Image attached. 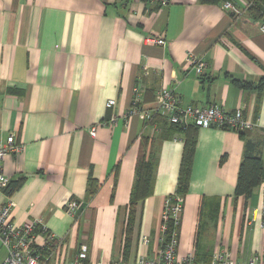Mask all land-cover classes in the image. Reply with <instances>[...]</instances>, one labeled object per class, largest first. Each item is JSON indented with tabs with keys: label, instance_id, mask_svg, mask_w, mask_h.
I'll list each match as a JSON object with an SVG mask.
<instances>
[{
	"label": "crops",
	"instance_id": "obj_1",
	"mask_svg": "<svg viewBox=\"0 0 264 264\" xmlns=\"http://www.w3.org/2000/svg\"><path fill=\"white\" fill-rule=\"evenodd\" d=\"M229 1L224 9L199 0H0V141L13 134L22 145L2 161L16 185L8 195L0 191V206L12 204L14 226L36 220L56 236L39 248L49 264L67 263L83 245L88 264H135L159 253L183 136L158 118L157 92L172 89L183 105L264 119V87L253 88L264 81V34L245 0ZM159 35L164 47L147 41ZM190 56L207 63L201 77ZM110 100L115 105L107 108ZM246 141L264 163L261 129L242 138L197 130L177 257L192 253L197 264H210L225 251L247 264L264 247L260 185L247 199L234 195ZM144 154L155 159L152 192L135 207L123 262L122 230ZM90 179L98 189L89 199ZM72 201L80 208L69 215ZM5 256L0 245V263Z\"/></svg>",
	"mask_w": 264,
	"mask_h": 264
},
{
	"label": "built area",
	"instance_id": "obj_2",
	"mask_svg": "<svg viewBox=\"0 0 264 264\" xmlns=\"http://www.w3.org/2000/svg\"><path fill=\"white\" fill-rule=\"evenodd\" d=\"M165 4V3H164ZM232 7L231 1L222 3V8L228 9ZM258 30L264 34V11L263 16L258 22ZM149 43L164 47L166 41L163 35L152 36L147 39ZM190 63L194 68L197 76L201 77L207 68V63L199 58L190 56ZM137 99L135 98L134 102ZM155 112L158 116L167 120L168 123L183 128L195 126L197 128L208 129L217 128L220 130L232 131H251L255 128L264 131V119L262 121L252 122L244 118L240 110L234 112L225 111L216 105L197 106L183 105L180 98L172 89L160 90L156 93ZM115 105L114 100L107 102L106 107L111 108ZM92 136L95 135V128L90 130ZM22 151V145L15 141V136L10 134L5 142L0 141V191L7 188L9 180L4 175L2 161L4 157L10 153L19 154ZM262 189V201L260 205L261 217H264V181L260 184ZM182 198L175 197L174 202L167 198L162 212V232L165 230V224L168 220L173 219L179 225V216L182 210ZM12 204L0 206V245L5 249L6 256L0 264H49L46 258L40 254V249L48 244L56 236L48 233L47 238L42 237L43 243L37 240L38 234L35 230L39 227V223L35 220L24 223L18 227L14 226L11 219ZM80 203L72 201L67 204L66 212L74 215L78 212ZM264 227V222H262ZM42 231L47 229L43 226L39 227ZM162 241V240H161ZM141 243L148 244L146 237L141 238ZM177 235L173 233L170 240L161 247L159 253L148 259L139 256L135 264H196L195 256L188 253L183 257L176 255ZM65 264H88L87 247L81 246L76 255ZM210 264H235L228 252L217 251L211 259ZM247 264H264V247L255 255H253Z\"/></svg>",
	"mask_w": 264,
	"mask_h": 264
},
{
	"label": "trees",
	"instance_id": "obj_3",
	"mask_svg": "<svg viewBox=\"0 0 264 264\" xmlns=\"http://www.w3.org/2000/svg\"><path fill=\"white\" fill-rule=\"evenodd\" d=\"M199 1L203 4H222L229 0ZM245 2L247 3V10L250 11L255 19L259 21L263 16L264 0H245ZM234 81L240 88H252V86L248 83L239 82L236 80ZM263 87L264 81L260 82L257 87L253 88L261 91ZM158 118H160L163 123H167L169 128L176 129L183 136V151L178 171L177 187L174 193L168 197L173 203L176 196L183 198L188 190L190 171L196 147L197 130L199 128L195 126H188L186 128H183L166 122L167 120L162 117ZM238 134L242 138L244 137L246 132L239 131ZM256 149L257 146L255 144L249 141L245 142L244 154L239 165L237 183L234 189V195L236 197H244L247 199L252 195L253 190L264 181V163L261 161V158L256 155ZM154 166L155 159L153 156L146 157V155L144 154L140 155L137 159V163L135 166V181L130 193V201L127 206L128 213L122 230L121 258L123 262L127 261L131 251L132 234L135 223V207L138 203L143 202L145 199H147L152 192L154 181ZM89 183L90 186L88 191V198L90 199L96 193L98 185L95 184L96 182H93L92 179L89 180ZM15 185L16 184H8L7 188L4 190L5 193L8 195ZM177 228L178 225L173 219L168 220V222L165 224V230L162 232V241H160L161 247H163L170 240V238L173 236V233L177 232ZM34 233L44 238H47L48 236V231H42L39 227L35 230ZM55 241L56 239H53L48 244H55Z\"/></svg>",
	"mask_w": 264,
	"mask_h": 264
},
{
	"label": "rangeland",
	"instance_id": "obj_4",
	"mask_svg": "<svg viewBox=\"0 0 264 264\" xmlns=\"http://www.w3.org/2000/svg\"><path fill=\"white\" fill-rule=\"evenodd\" d=\"M1 252L3 253V252H4V250L2 249V250H1Z\"/></svg>",
	"mask_w": 264,
	"mask_h": 264
}]
</instances>
